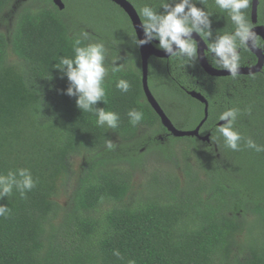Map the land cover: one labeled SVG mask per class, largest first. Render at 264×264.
<instances>
[{
	"label": "trees",
	"instance_id": "trees-1",
	"mask_svg": "<svg viewBox=\"0 0 264 264\" xmlns=\"http://www.w3.org/2000/svg\"><path fill=\"white\" fill-rule=\"evenodd\" d=\"M62 1L63 11L54 0H0V27L6 29H0V173L29 168L37 181L25 198L14 191L0 200L11 209L0 217V264H264V152L243 145L234 152L222 139L208 144L170 135L145 97L140 47L128 15L108 0L76 1L75 12L70 0ZM128 1L138 13L145 3L160 5ZM252 3L246 17L253 27ZM197 7L212 13L213 37L233 31L214 0ZM87 15L94 16L91 23ZM121 18L129 22V44L116 25ZM81 33L89 36L84 44H105L107 103L97 107L119 114L116 129L97 127L96 117L64 94L68 81L55 66L61 56H74ZM240 51L241 66L253 65L249 49ZM113 61L123 71L113 74ZM150 61L153 88L172 102L167 107L156 98L177 128L193 130L204 119V105L188 93L196 91L210 106L203 131L214 138L219 115L238 107L236 129L264 145V68L233 80L209 76L198 59ZM119 79L131 83L127 94L116 89ZM133 108L144 113L136 127L127 117ZM106 139L117 147L107 150ZM185 140L192 144L185 142L178 156L172 141ZM145 148L160 152L172 168L141 177Z\"/></svg>",
	"mask_w": 264,
	"mask_h": 264
},
{
	"label": "clouds",
	"instance_id": "clouds-1",
	"mask_svg": "<svg viewBox=\"0 0 264 264\" xmlns=\"http://www.w3.org/2000/svg\"><path fill=\"white\" fill-rule=\"evenodd\" d=\"M204 0H160L159 9L150 4H143L139 9L141 17L139 27L143 31V39L135 37V46L140 47L158 41L157 47L164 51L169 58H175L185 64L194 62L198 58V44L193 38L195 33L206 44V57L211 56L212 65L219 70H226L233 80L237 79L241 69L240 49L249 47L254 38L251 23L246 17L250 0H214V7L223 12L230 19L234 29L222 35L213 37L212 13L202 5ZM162 9L163 11H159ZM87 33H81L73 44V57L61 56L56 69L66 78L68 87L64 94L76 97V106L82 113H91L96 117L95 123L99 128L116 129L120 124V116L117 112L97 107L98 102L107 103L106 77L109 75V67L105 66L106 47L103 42L87 43ZM124 65L113 61L110 71L115 74L123 71ZM131 83L126 79L116 82V89L127 94L131 90ZM241 109L228 108L223 111L219 121L224 123L216 126V136L211 139H222L224 146L231 151H240L244 148L256 153L264 152V145L258 144L251 137H244L236 129L238 116ZM129 124L136 127L144 119V113L135 108L127 112ZM107 150H114L117 145L110 139H106ZM37 186L29 168H17L7 174L0 173V200L13 195L14 191L21 198L31 192ZM11 209L0 204V217L7 218ZM113 255L118 259H124L119 250H114ZM128 264H135L129 260Z\"/></svg>",
	"mask_w": 264,
	"mask_h": 264
},
{
	"label": "water",
	"instance_id": "water-1",
	"mask_svg": "<svg viewBox=\"0 0 264 264\" xmlns=\"http://www.w3.org/2000/svg\"><path fill=\"white\" fill-rule=\"evenodd\" d=\"M113 2L115 5L120 7L129 17L134 32L137 35L138 39H143V31L140 29L139 24L141 17L134 7V5L129 2L128 0H108ZM55 5L61 11L65 10L66 5L62 0H54ZM259 6L260 0H253L252 3V24H253V31L255 33V38L252 44L247 47L249 51L257 57L256 65L252 67H241L239 75H255L263 71L264 68V50L260 49L258 46V39L261 38L264 42V25L259 24ZM193 38L197 41L198 44V61L203 68V70L211 77H229V73L226 70H219L214 68L208 61V58L204 55L207 51L206 42L204 43L199 36L195 33L193 34ZM158 41H153L150 44L140 46L139 51L141 55V66H142V84H143V91L145 97L152 107L154 112L159 116L162 126L168 131V133L176 138H197L199 141L204 143H211V134L201 135V129L208 121L209 118V102L208 100L201 94L196 91L189 92V95L201 102L205 106V117L201 121V123L196 127L194 130H181L177 128L171 119L168 117L166 112L164 111L161 104L155 98L154 94L151 91L149 85V78H150V60L154 58L158 59H170L164 51L158 49L156 45ZM224 122L220 121L218 126L222 125Z\"/></svg>",
	"mask_w": 264,
	"mask_h": 264
},
{
	"label": "rangeland",
	"instance_id": "rangeland-1",
	"mask_svg": "<svg viewBox=\"0 0 264 264\" xmlns=\"http://www.w3.org/2000/svg\"><path fill=\"white\" fill-rule=\"evenodd\" d=\"M70 1L72 3V4L69 5L70 11L71 12H75V10H77L78 7L74 3L76 1L80 2V0H70ZM26 2H30V0H22L21 3H26ZM20 5L21 4H19L18 6H20ZM6 17H7V20L9 22H11V23L14 22V16H13V14H11V12ZM93 17H94L93 15L85 16L86 22L91 23ZM119 20H120V17H119ZM128 23L129 22L125 18H121V23L117 22L116 25H117V27H119L120 29L123 30L124 35H125V41L129 44V40H128L129 24ZM0 29H3L4 31H6L5 27L4 28L0 27ZM117 31H118V29H115L113 32H117ZM124 46L126 47L125 43H124ZM124 46H123V48L125 49ZM125 54H128V52L126 51ZM133 54H135V53L133 52ZM149 85H150V88H151L153 94L155 95V97H157L160 101H162L168 107L171 104V102H172V100L170 98L171 96L168 95V94H165L162 90H159V89H156V88L154 89L153 85H152V83L150 81V78H149ZM169 112H170L171 116L174 118V120L176 122H179L181 120V118H180V116L178 114L173 113L171 110H169ZM185 142L188 143V144H192L191 141L188 142L186 140L185 141H172V146L174 147V149H173L174 153L178 152V154H179L178 156L182 155L183 149H184L185 144H186ZM142 152L144 153V157L142 159H139L142 170L140 169L138 171V174L141 177H144L145 174H146V177L148 178V176H149L147 174L148 172H149V174H151L152 172L161 170L158 173V174H161L166 169H168L170 167L172 168V164L171 163H170V166L165 164L167 161H166L165 157L161 155L160 152H157L156 150H153L151 152L150 151L147 152L146 148L143 149ZM142 173H144V175H142ZM61 201L62 202H66V198H62Z\"/></svg>",
	"mask_w": 264,
	"mask_h": 264
},
{
	"label": "flooded vegetation",
	"instance_id": "flooded-vegetation-1",
	"mask_svg": "<svg viewBox=\"0 0 264 264\" xmlns=\"http://www.w3.org/2000/svg\"><path fill=\"white\" fill-rule=\"evenodd\" d=\"M260 40L263 42V40L261 39V38H259L258 39V46H259V48L260 49H262V50H264V48L263 47H261L260 45H263V43H260ZM159 49V48H158ZM240 53H241V51H240ZM254 55V54H253ZM254 57L256 58L255 59V62H254V64L253 65H250V67H252V66H254V65H256V63H257V57L254 55ZM208 58V57H207ZM198 59V58H197ZM165 60H169V59H165ZM208 61H209V63L212 65V61L211 60H209L208 59ZM151 62V61H150ZM199 62V61H198ZM200 64V63H199ZM201 66V65H200ZM214 68H215V66L214 65H212ZM241 67H244V66H241ZM245 67H247V66H245ZM249 67V66H248ZM203 69V68H202ZM153 93V92H152ZM189 93V92H188ZM155 96V95H154ZM156 98V97H155ZM157 99V98H156ZM205 107V106H204ZM209 109H210V106H209ZM205 126V125H204ZM204 126L202 127V129H201V135H206V134H211L210 132H205V131H203V128H204ZM196 129V128H195ZM194 130V129H193ZM212 135V134H211ZM195 139H197V138H195ZM197 140H199V139H197Z\"/></svg>",
	"mask_w": 264,
	"mask_h": 264
}]
</instances>
